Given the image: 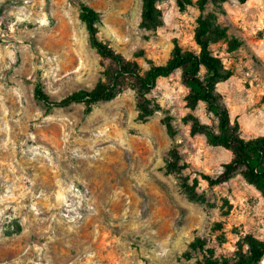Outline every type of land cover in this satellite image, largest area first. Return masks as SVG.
<instances>
[{
  "label": "rangeland",
  "instance_id": "374dc122",
  "mask_svg": "<svg viewBox=\"0 0 264 264\" xmlns=\"http://www.w3.org/2000/svg\"><path fill=\"white\" fill-rule=\"evenodd\" d=\"M80 3L101 14L99 39L143 72L166 64L176 44L199 49L200 12L177 0H158L155 30L140 27L143 0H0V264H201L200 252L183 256L197 237L217 258H233L248 234L264 240L261 191L240 174L204 179L233 152L190 134L185 117L212 119L203 102L188 107L182 70L147 95L155 112L146 122L133 89L91 106L48 110L35 99L39 85L61 102L104 81ZM205 12L242 43L210 47L233 72L217 86L231 118L244 138L264 136V0Z\"/></svg>",
  "mask_w": 264,
  "mask_h": 264
},
{
  "label": "trees",
  "instance_id": "16d2710c",
  "mask_svg": "<svg viewBox=\"0 0 264 264\" xmlns=\"http://www.w3.org/2000/svg\"><path fill=\"white\" fill-rule=\"evenodd\" d=\"M226 2L227 0H177L180 11H186L188 6H192L200 12L194 32V41L199 49L197 52L184 51L176 44L166 64L152 65L146 72H143L136 61L129 60L99 39L98 34L103 27L101 14L80 3V20L89 33L91 46L101 57L104 81L93 91L76 92L61 102H53L39 85L35 90V99L48 110L79 103L91 106L97 102L111 101L123 91L133 89L136 93L138 120L146 122L155 112L147 95L157 86L160 78H168L177 70H182V84L189 91L188 107L194 110L199 102H203L207 115L212 119V123L207 124L192 114L185 117L183 121L191 124L190 134L205 135L209 145L221 146L233 152L232 160L223 165L219 175L204 176V179L215 186L227 183L240 174L264 196V136L250 139L242 136L239 122L232 120L225 98L217 87L219 83L230 79L233 72L224 66L219 57L214 56L211 45L229 41L230 50L242 45L236 38L229 40L227 28L218 23L216 13L205 12L210 3L221 8ZM157 3L158 0H143L141 28L155 30L162 26V13L157 8ZM165 125L169 135L173 136L170 122ZM193 252L201 253V264H261L264 258V240L248 234L233 258H217L215 249L208 247L207 239L197 237L189 244V251L183 256L190 259Z\"/></svg>",
  "mask_w": 264,
  "mask_h": 264
},
{
  "label": "water",
  "instance_id": "95a60500",
  "mask_svg": "<svg viewBox=\"0 0 264 264\" xmlns=\"http://www.w3.org/2000/svg\"><path fill=\"white\" fill-rule=\"evenodd\" d=\"M261 264H264V258H263V260L261 261Z\"/></svg>",
  "mask_w": 264,
  "mask_h": 264
}]
</instances>
